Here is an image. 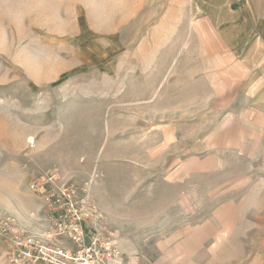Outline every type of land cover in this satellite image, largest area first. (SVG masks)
Returning <instances> with one entry per match:
<instances>
[{"label": "rangeland", "instance_id": "rangeland-1", "mask_svg": "<svg viewBox=\"0 0 264 264\" xmlns=\"http://www.w3.org/2000/svg\"><path fill=\"white\" fill-rule=\"evenodd\" d=\"M63 194L129 264H264V0H0V264Z\"/></svg>", "mask_w": 264, "mask_h": 264}, {"label": "built area", "instance_id": "built-area-1", "mask_svg": "<svg viewBox=\"0 0 264 264\" xmlns=\"http://www.w3.org/2000/svg\"><path fill=\"white\" fill-rule=\"evenodd\" d=\"M70 207L77 204L63 194ZM78 209L68 208L54 220L50 230L21 233L17 241L16 264H129L115 241L98 229L87 234L86 218L90 209L80 199ZM91 214V211H90ZM66 239L67 244L62 243ZM71 245V246H70Z\"/></svg>", "mask_w": 264, "mask_h": 264}, {"label": "crops", "instance_id": "crops-1", "mask_svg": "<svg viewBox=\"0 0 264 264\" xmlns=\"http://www.w3.org/2000/svg\"><path fill=\"white\" fill-rule=\"evenodd\" d=\"M172 259V260H171ZM188 259H190V257H186V261H184V262H182L181 261V259H180V257H170V262H169V264H186V263H188L187 261H188ZM190 262V261H189ZM192 263H194V264H197V262L196 261H192Z\"/></svg>", "mask_w": 264, "mask_h": 264}]
</instances>
